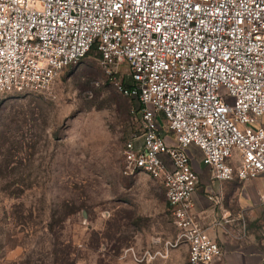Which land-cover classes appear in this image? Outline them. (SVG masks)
Listing matches in <instances>:
<instances>
[{
	"label": "built area",
	"instance_id": "obj_1",
	"mask_svg": "<svg viewBox=\"0 0 264 264\" xmlns=\"http://www.w3.org/2000/svg\"><path fill=\"white\" fill-rule=\"evenodd\" d=\"M94 46L140 104L124 173L164 189L186 264H226L193 210L191 148L216 180L264 178V0H0V94L46 90Z\"/></svg>",
	"mask_w": 264,
	"mask_h": 264
},
{
	"label": "rangeland",
	"instance_id": "obj_2",
	"mask_svg": "<svg viewBox=\"0 0 264 264\" xmlns=\"http://www.w3.org/2000/svg\"><path fill=\"white\" fill-rule=\"evenodd\" d=\"M141 128L96 51L44 91L1 93L0 264H185L164 189L124 173Z\"/></svg>",
	"mask_w": 264,
	"mask_h": 264
},
{
	"label": "crops",
	"instance_id": "obj_3",
	"mask_svg": "<svg viewBox=\"0 0 264 264\" xmlns=\"http://www.w3.org/2000/svg\"><path fill=\"white\" fill-rule=\"evenodd\" d=\"M259 123L264 127V116ZM197 152L201 159L194 164L199 181L192 196L193 210L200 224L220 244L221 260L226 264H264V203L261 200L264 178L244 182L216 180L203 162L201 151L193 146L192 153ZM166 207L169 211L167 201ZM178 255L186 264L188 246L185 243L178 248Z\"/></svg>",
	"mask_w": 264,
	"mask_h": 264
},
{
	"label": "trees",
	"instance_id": "obj_4",
	"mask_svg": "<svg viewBox=\"0 0 264 264\" xmlns=\"http://www.w3.org/2000/svg\"><path fill=\"white\" fill-rule=\"evenodd\" d=\"M92 51H96V47H92V49L90 50L89 54L92 52ZM97 56H98V53L96 52Z\"/></svg>",
	"mask_w": 264,
	"mask_h": 264
}]
</instances>
